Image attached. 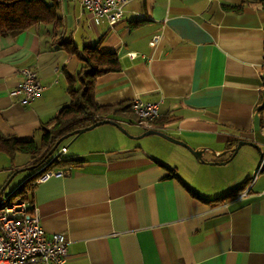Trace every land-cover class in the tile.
Returning <instances> with one entry per match:
<instances>
[{
	"label": "crops",
	"instance_id": "0c3cea01",
	"mask_svg": "<svg viewBox=\"0 0 264 264\" xmlns=\"http://www.w3.org/2000/svg\"><path fill=\"white\" fill-rule=\"evenodd\" d=\"M57 2L59 25L0 35V135L40 141L42 126L70 104L68 87L79 85L82 48L97 42L120 63L96 78L98 104L159 103L154 122L117 116L127 134L105 122L108 139L107 127L71 135L49 155L75 163L36 180L25 201L47 236H66L63 264H264V159L247 143L231 154L244 140L264 155L262 4L128 0L109 25L76 0ZM68 40L74 51L60 46ZM24 67L43 86L29 104L9 94ZM149 128L181 143L139 136ZM194 149H203L201 160ZM22 156L0 152V186L32 164L30 155L15 162Z\"/></svg>",
	"mask_w": 264,
	"mask_h": 264
},
{
	"label": "trees",
	"instance_id": "16d2710c",
	"mask_svg": "<svg viewBox=\"0 0 264 264\" xmlns=\"http://www.w3.org/2000/svg\"><path fill=\"white\" fill-rule=\"evenodd\" d=\"M257 1L264 7V0ZM58 10L59 3L57 0H0V35H16L34 24L52 23L59 25ZM62 45H66L70 51L75 50L69 40L61 42L60 46ZM82 60L83 66L78 72L79 85L68 87L71 95L70 104L60 108L42 126L40 141L37 142L34 139L22 140L0 135L1 153L9 156L11 160L17 153L28 154L31 156V163L37 164L51 157L45 158L58 139L68 132L102 119L115 121L117 116L135 117L137 119L130 108L131 102L100 105L95 101L96 78L105 72L120 68L116 53L112 51L101 52L99 42H97L82 48ZM74 163L71 160L60 159L59 156L53 157L41 170L32 174L17 186L9 194V198L29 199L35 182L40 175L49 169ZM227 196L219 197V199H224Z\"/></svg>",
	"mask_w": 264,
	"mask_h": 264
},
{
	"label": "built area",
	"instance_id": "2783aa9c",
	"mask_svg": "<svg viewBox=\"0 0 264 264\" xmlns=\"http://www.w3.org/2000/svg\"><path fill=\"white\" fill-rule=\"evenodd\" d=\"M89 13L93 22L106 21L114 25L124 14L128 0H76ZM158 35L153 36L155 41ZM22 80L9 91L10 95L22 93L20 101L31 103L40 93L43 86L37 72L30 68L21 69ZM133 113L147 123L159 115V103L136 98L130 105ZM66 147L62 150L65 151ZM262 165L258 168V172ZM45 171L37 180L54 173ZM61 173V171L59 172ZM251 184L247 183L239 192V196L247 195ZM264 192V190H263ZM67 239L63 233H53L47 236L40 225V219L35 210H30L25 200L0 197V264H25L44 262L46 264H63L68 256Z\"/></svg>",
	"mask_w": 264,
	"mask_h": 264
},
{
	"label": "rangeland",
	"instance_id": "374dc122",
	"mask_svg": "<svg viewBox=\"0 0 264 264\" xmlns=\"http://www.w3.org/2000/svg\"><path fill=\"white\" fill-rule=\"evenodd\" d=\"M107 126H108V124H100L94 128H91L89 130L81 132V135H86V133H98L100 131V129H105ZM121 132L123 134H125L123 131H121ZM110 135L111 134H109V128L108 127L105 130H103L102 136H104L108 139ZM70 142H71V140L66 139V140H64L63 144L69 143V145H70ZM55 152L57 154L58 152H60V150H57ZM24 155L25 156H22V158H20V159L19 158L15 159V162L20 161L21 163H24L27 160L30 161L29 155H27V154H24ZM61 155L63 156V153ZM52 158H53V156L46 159V161L44 160V162L41 161L37 164H30L29 163L28 165L21 167L19 170H16L12 174L8 175V177H6V181L0 186V187H3V186H5V183H6V186L4 187L5 189L2 191L3 197L7 198L9 196V194L15 189V187L19 186L22 182H24V180H26L32 174L41 170L45 166V164H47ZM17 183H18V185L14 186Z\"/></svg>",
	"mask_w": 264,
	"mask_h": 264
},
{
	"label": "water",
	"instance_id": "95a60500",
	"mask_svg": "<svg viewBox=\"0 0 264 264\" xmlns=\"http://www.w3.org/2000/svg\"><path fill=\"white\" fill-rule=\"evenodd\" d=\"M105 122H109V123H113V124H115V125L121 130V131H123L125 134H127L126 131H125L120 125H118L116 122H114V121H112V120H110V119H102V120H98V121H96V122H94V123H92V124H90V125H88V126H85V127H82V128H77V129H75V130H73V131H71V132H68V133L64 134L62 137H60V138L58 139V141L55 143V145L52 147V149L48 152V154L46 155L45 158H47V157H48V156H49V155H50V154H51V153L57 148V146L59 145V143H60L63 139H65V138H67V137H69V136H71V135H76V134H79V133L84 132V131H86V130H89V129H91V128H93V127L99 125V124L105 123ZM152 133H155V134L161 135V136H163V137H165V138H167V139H169V140H172V141L180 142V143H181V141L176 140L175 138H173V137L167 135L166 133H164V132H162V131H160V130H158V129H156V128H149V129L145 130V131H144L141 135H139V136L147 135V134H152ZM246 143H247V144H251V145L257 147V149L259 150V153H260V157H261L262 159H264V155H263V153L260 151V149H259V147H258L257 145H255L253 142H250V141H244V140H240V141L235 145V147H233V148L231 149V152H232L231 154L233 155V154L238 150V148H239L242 144H246ZM192 152H193V154L195 155L196 158H198V159L201 160V156H202L203 149H194V150H192ZM213 163H221V162L217 161V162H213ZM4 187H5V186H3V187L1 188V190H0V196H1V193H2V191H3V189H4Z\"/></svg>",
	"mask_w": 264,
	"mask_h": 264
}]
</instances>
